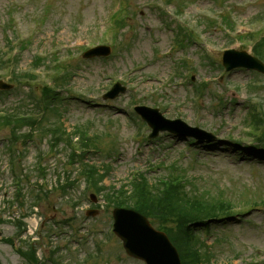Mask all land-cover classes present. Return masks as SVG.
Instances as JSON below:
<instances>
[{"label": "rangeland", "instance_id": "obj_1", "mask_svg": "<svg viewBox=\"0 0 264 264\" xmlns=\"http://www.w3.org/2000/svg\"><path fill=\"white\" fill-rule=\"evenodd\" d=\"M116 1L0 0V52L8 48V37L17 41L19 37L25 39L29 36L31 43L19 53V72L30 70L37 54L51 59L48 67L55 65L54 54L69 64L72 75L66 86L62 84L64 96L61 102L66 128L73 130L78 125L89 124L92 133L110 132L114 137L100 141L104 150L110 149L109 153L104 151L89 156V160L100 167L106 163L112 167L105 180L107 189L103 193L128 183L137 170L146 171L154 179L167 172L160 164L176 163L180 170H185L188 179L196 184L200 192L208 191L216 195L223 190L224 195L236 204L242 199L264 200V159L250 156L249 152L240 153L241 149L231 144L232 139L249 142L244 129L249 98L254 97V100L264 103V90L252 91L250 82L259 83L264 78L245 69H235L219 81L222 52L231 46L234 35L230 29L211 28L207 32L205 24H198L200 19L211 20L208 17L215 16L214 12L227 4L231 6L233 18L240 25H245L251 19L260 17L261 11L264 12V2L222 0L225 3L218 4L216 0H177L168 4L167 0H129L135 14L129 19L130 25L120 31L123 48L117 51L114 47L108 58L83 59L85 49L111 38L106 36V30L109 13L114 10ZM178 1L184 2L182 13H177ZM11 4L18 7L14 24L7 19ZM5 22L10 27L6 28ZM179 22L185 32L187 23L192 27L198 25L200 41L191 35L198 43L186 42L183 48L171 49L172 44L180 46L179 42H185L177 40L182 39ZM206 43L210 45L207 47ZM78 44L85 46L75 49ZM246 45L238 49L250 51L252 46L249 42ZM9 55L10 52L5 57ZM207 56L215 57L216 62H210L208 59L211 58ZM184 58L189 61V67L194 68L191 74L194 79L186 72L188 68L182 69ZM48 67L37 71V80L51 79ZM3 68L6 69L3 78L11 82L8 67ZM120 78L125 79L121 83L126 90L113 100H104V93L117 82L115 79ZM205 81L211 85L210 90L198 99L196 87ZM15 84L8 94H0V110L29 102V87ZM38 84L41 86L42 83ZM34 86L37 87L36 84ZM232 94L236 96L235 101L231 100ZM135 103L159 108L165 117L180 118L192 126L201 121L200 126L215 134L217 141L210 147H203L202 144L199 147L169 132L160 133L150 140L151 128L132 122L130 108ZM55 118L52 116L51 119ZM26 131L23 128L21 132ZM8 137L9 129L0 131V216L11 221L0 225L2 264H27L17 251L19 239L14 245L6 241V238L15 237L16 232L23 229L14 221L24 214L28 215L26 220L30 233L39 225L34 235L38 239L35 243L38 255L41 258L50 257L44 264H51L52 258H60V264H80L88 257L87 253L97 252L95 241L101 253L98 256L91 254L86 264H142L124 254L116 237L107 238V241L104 239L112 227V209L107 207L103 193L86 188L81 164H68L71 146L67 148L62 143L57 147V153H50L49 135L36 134L28 144L16 145L15 148L25 154L14 162V174L13 156L6 145ZM40 153H45L46 157L43 163L46 166L45 176H42L46 178L44 180L36 166ZM111 153L115 159H111ZM69 172L78 181H74L75 185L66 192L61 191L60 182L57 184L59 178H65ZM15 177L23 179L28 202L26 207L22 202L10 206V203L21 200L16 198ZM38 184L48 194L43 202L37 198V194H41V187H36ZM96 202L100 206L98 213L88 215V210L93 209ZM243 210L240 216L230 218L221 226L211 228V233L208 232L209 244H213L211 251L215 254L213 264H264V205ZM202 231L196 230L200 238L203 233L207 234ZM45 234L49 235L44 237ZM80 235L89 239L77 238ZM222 235L230 237L231 242L222 239ZM111 252L114 255L105 254Z\"/></svg>", "mask_w": 264, "mask_h": 264}, {"label": "trees", "instance_id": "obj_2", "mask_svg": "<svg viewBox=\"0 0 264 264\" xmlns=\"http://www.w3.org/2000/svg\"><path fill=\"white\" fill-rule=\"evenodd\" d=\"M262 44H264V39L262 40ZM264 52V50H263ZM15 124L16 126H22L26 124H31L26 119L22 118H16L13 115L10 117L8 116H2L0 117V126L2 125H8V124ZM167 187V186H166ZM182 193H180L174 185H170L169 188L166 190H163L160 192H155L152 189H149L148 187H137L135 193L131 196L132 199L136 198V204L139 203V208L142 209L145 212L148 211H154V212H163L165 210H171L175 206V204H178L177 201L180 202L179 205L175 207V212H181L185 209L184 203L182 201ZM177 202V203H176ZM213 210V207H203L199 204L191 205L189 208V213H200L203 215H208L210 211ZM164 216V215H163ZM200 216L197 214L192 221H197ZM188 223H183L182 226L185 228L187 227Z\"/></svg>", "mask_w": 264, "mask_h": 264}, {"label": "water", "instance_id": "obj_3", "mask_svg": "<svg viewBox=\"0 0 264 264\" xmlns=\"http://www.w3.org/2000/svg\"><path fill=\"white\" fill-rule=\"evenodd\" d=\"M1 86L5 87L3 85H1ZM122 213L127 214V216L132 215V212H129V211H122ZM134 215L137 217L136 214H134ZM142 220H143L142 218H139L138 220H136L132 227L135 230L138 229L140 227V224H141ZM119 224H121V218H119ZM136 231H137L136 235H140V234L143 235L142 229H138ZM123 237H124V240H125V244H126V246H127V248L129 250L132 249L133 251L137 252L139 255L147 254V253L150 252V249H149L150 247L147 246V247H142L141 248L138 244H136L134 242V239L130 236V234H128V235L124 234ZM158 241L159 240H158L157 236H153V237H151V239L150 238L148 239V244H150L151 248H153V246L156 245ZM148 255L149 254L145 255V257L148 256ZM151 264H154V260H153V263H151ZM162 264H165V263H162Z\"/></svg>", "mask_w": 264, "mask_h": 264}]
</instances>
